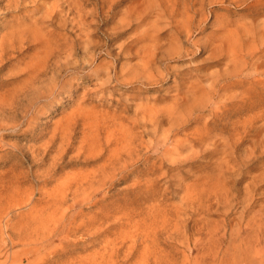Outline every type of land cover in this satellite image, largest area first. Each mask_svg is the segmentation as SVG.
Segmentation results:
<instances>
[{
  "label": "rangeland",
  "instance_id": "obj_1",
  "mask_svg": "<svg viewBox=\"0 0 264 264\" xmlns=\"http://www.w3.org/2000/svg\"><path fill=\"white\" fill-rule=\"evenodd\" d=\"M42 1L0 2V264H264V0Z\"/></svg>",
  "mask_w": 264,
  "mask_h": 264
},
{
  "label": "bare ground",
  "instance_id": "obj_2",
  "mask_svg": "<svg viewBox=\"0 0 264 264\" xmlns=\"http://www.w3.org/2000/svg\"><path fill=\"white\" fill-rule=\"evenodd\" d=\"M3 0H0V2H2ZM27 0H7V11L5 12V14L6 13H9V12H17V11H19L20 10V8H21V6H22V4L24 5V4H26L27 2H26ZM64 1V0H63ZM30 2V1H29ZM34 2V1H33ZM36 2H38V1H36ZM42 2H44V0L42 1ZM67 2V5L65 6L66 8H64V7H60V4H59V2L57 1V3L54 5L55 7L53 8L52 7V4H51V9L53 8V10L52 11H49L48 13L50 14L49 16H58L61 12H63V14H64V11L66 12V13H70V14H72L73 12L74 13H76L77 14V0H67L66 1ZM32 3V2H31ZM65 3V2H64ZM35 5V4H34ZM64 5V4H63ZM25 6V5H24ZM39 6V5H38ZM62 6V5H61ZM23 7V6H22ZM58 7H60V8H58ZM25 8V7H24ZM6 9V8H5ZM4 9V10H5ZM10 9V10H9ZM50 9V10H51ZM3 10V11H4ZM48 10V9H47ZM46 10V11H47ZM67 10V11H66ZM45 13V12H44ZM46 14V13H45ZM44 14V15H45ZM43 15V16H44ZM61 16V15H60ZM73 16V15H72ZM74 16H75V14H74ZM44 18V17H43ZM64 18V17H63ZM47 19H48V16H47ZM53 19V18H52ZM51 19V20H52ZM57 19V18H56ZM62 19V18H61ZM58 21H60V20H58ZM58 24V23H57ZM71 46V45H70ZM70 48V47H69ZM177 51V50H176ZM264 52V51H263ZM57 55H59V54H57ZM61 57V56H60ZM58 60V59H57ZM58 62V61H57ZM59 63V62H58ZM67 64H65V66H66ZM61 69V68H60ZM147 74V73H146ZM53 92V91H52ZM2 113H3V111H2ZM4 115V114H3ZM6 116V115H5ZM5 119V118H4Z\"/></svg>",
  "mask_w": 264,
  "mask_h": 264
}]
</instances>
